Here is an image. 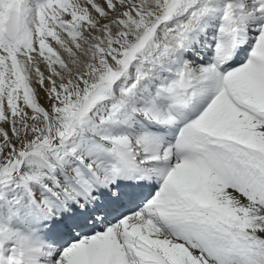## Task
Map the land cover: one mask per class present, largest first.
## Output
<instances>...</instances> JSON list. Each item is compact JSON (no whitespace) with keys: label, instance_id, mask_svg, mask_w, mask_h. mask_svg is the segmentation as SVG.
<instances>
[{"label":"snow or ice","instance_id":"1","mask_svg":"<svg viewBox=\"0 0 264 264\" xmlns=\"http://www.w3.org/2000/svg\"><path fill=\"white\" fill-rule=\"evenodd\" d=\"M0 264H264V0H0Z\"/></svg>","mask_w":264,"mask_h":264}]
</instances>
